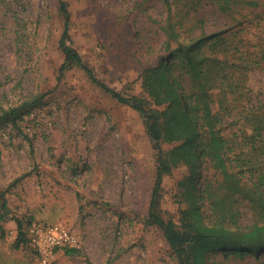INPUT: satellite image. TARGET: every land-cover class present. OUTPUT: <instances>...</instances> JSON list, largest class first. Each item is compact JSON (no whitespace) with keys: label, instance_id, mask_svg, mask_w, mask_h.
<instances>
[{"label":"rangeland","instance_id":"obj_1","mask_svg":"<svg viewBox=\"0 0 264 264\" xmlns=\"http://www.w3.org/2000/svg\"><path fill=\"white\" fill-rule=\"evenodd\" d=\"M63 1L73 46L96 78L125 96H143L141 73L161 54L164 37L157 23L165 15L162 1ZM185 1L170 0L173 12L183 10ZM254 1L255 8L237 7L227 15L212 8L190 12L182 24L195 31L193 23L202 18L206 33L225 37L221 52L206 50L209 57L258 62L237 75L244 90L224 101L229 111L222 132L256 149L264 165V0ZM62 28L57 0H0V107H21L45 95L22 111L17 126L0 128V195L9 209L0 264H32L30 249L13 248V218L24 225L62 222L70 228L77 254L59 250L54 264H176L162 229L146 224L155 153L143 121L77 67L58 81ZM225 89L216 85L210 91L212 113L219 110ZM204 99L197 97L195 106L206 109ZM186 174L181 166L162 182L160 207L174 231L184 207L176 185ZM207 209L203 204L205 216ZM212 262L264 264V251L257 258L218 257Z\"/></svg>","mask_w":264,"mask_h":264},{"label":"trees","instance_id":"obj_2","mask_svg":"<svg viewBox=\"0 0 264 264\" xmlns=\"http://www.w3.org/2000/svg\"><path fill=\"white\" fill-rule=\"evenodd\" d=\"M57 1L63 19L62 33L57 43L63 59L58 69V81L68 70L77 67L111 98L140 115L155 153V172L146 224L162 229L176 264H213L212 261L218 257L228 260L246 255L255 258L262 255V156L256 149L246 148L243 143L241 145L235 139L226 138L222 132L229 111L224 107V101L228 95L236 97L244 90L243 85L237 83V75H243L250 63L258 62L251 58L239 63L211 58L206 50L221 52L226 45L225 37H220L221 33L217 32L206 33L202 18L193 23L195 31L189 32L182 24L184 16L190 12L212 8L227 15L237 7L253 9L258 5L257 2L188 0L184 2L183 10L173 12L170 0H161L165 8L164 17L157 23L164 37L161 54L154 65L146 67L141 73L143 96H125L100 82L84 63L69 34L68 5L63 0ZM19 37L22 35L15 37L17 48L21 45ZM216 85L220 88L225 85L226 89L218 100L219 110L212 113L210 105L214 99L210 91ZM44 96L33 97L21 107H0V128L8 124L17 126L16 119L22 115V111L34 107ZM200 96L206 100V109L195 106ZM233 101L236 102V99ZM181 166L187 169V174L176 186L184 207L179 210V230L174 231L166 222L160 207L162 182L165 176ZM206 171L208 174L205 175ZM203 204H208V216L201 212ZM8 214L9 209L0 195V239L5 236L3 223ZM11 221L16 227L13 248L30 249L23 232L24 221L19 218ZM63 253L72 256L77 254V250L65 248Z\"/></svg>","mask_w":264,"mask_h":264},{"label":"built area","instance_id":"obj_3","mask_svg":"<svg viewBox=\"0 0 264 264\" xmlns=\"http://www.w3.org/2000/svg\"><path fill=\"white\" fill-rule=\"evenodd\" d=\"M23 232L31 250L32 264H54L59 250L75 248L78 243L76 235L62 222H31L24 226Z\"/></svg>","mask_w":264,"mask_h":264},{"label":"crops","instance_id":"obj_4","mask_svg":"<svg viewBox=\"0 0 264 264\" xmlns=\"http://www.w3.org/2000/svg\"><path fill=\"white\" fill-rule=\"evenodd\" d=\"M12 222V221H11ZM14 226V229L16 228L15 227V224H14V222H12V224H10V227H13Z\"/></svg>","mask_w":264,"mask_h":264}]
</instances>
